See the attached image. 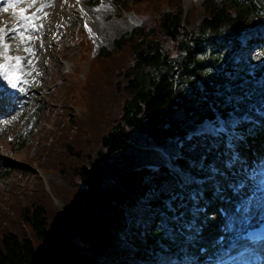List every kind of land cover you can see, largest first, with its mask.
<instances>
[{"label":"trees","instance_id":"1","mask_svg":"<svg viewBox=\"0 0 264 264\" xmlns=\"http://www.w3.org/2000/svg\"><path fill=\"white\" fill-rule=\"evenodd\" d=\"M116 2L140 22L97 53L85 27L66 26L59 50L71 65L45 90L48 124L33 143L23 140L24 163H3L0 264H159L163 246L179 248L169 218L194 193L172 165L188 172L197 161L194 172L207 173L212 147L236 144L219 113L260 99L246 84L262 82L263 71H237L229 56L243 32L264 24V0H204L188 10L180 0ZM32 165L57 178L46 188Z\"/></svg>","mask_w":264,"mask_h":264},{"label":"rangeland","instance_id":"2","mask_svg":"<svg viewBox=\"0 0 264 264\" xmlns=\"http://www.w3.org/2000/svg\"><path fill=\"white\" fill-rule=\"evenodd\" d=\"M203 2L204 0H180V4L185 10L193 6H200ZM14 4H16L15 7H9V5L3 4L0 0V29H5L2 43H7L12 49L9 52L10 56L25 57L31 62V66L24 67L19 75H26V82L32 84L31 89H33L34 94L30 95L31 97L24 95L19 100L17 104L22 106L23 111L20 115L12 114L9 124H6V121H9L8 119H0V187L5 191L9 186L10 179L3 175V171L5 170L3 163H24L23 158L26 157L27 150L22 144L23 140L33 143L37 139V131L43 125L48 124L44 119L43 113L40 111L43 105L45 90H50L53 84L54 72L59 66L66 69L65 67H70L71 65V61L63 58L59 50V38L66 26L70 25L72 28H75L76 25H81L85 27L89 38L94 41L93 53H97L101 47H111L114 39L130 32L134 25L140 22V18L136 13L121 10L116 0H99L97 2L95 0H45L41 5L48 6L43 7L39 12H37V9H40L41 5L37 3V0L34 4L32 0H24L22 3ZM29 5H31L30 8H28ZM6 7L9 9L7 12L4 11ZM21 9H27L29 14H36L38 16V19L34 21V24L38 27V31H32L31 29L25 31V37L31 36V40L24 39L23 42H21L18 32L10 31V29L18 25V12ZM111 21L113 22V30L110 28ZM40 25L43 26L40 27ZM21 31H24V29L21 28ZM245 33L248 34L245 35ZM13 36L15 39L10 38ZM247 36L256 41L248 44L245 38ZM240 39L243 41L242 48H239L238 51L232 49L229 56L232 58V62L237 63L236 70L251 72L261 69L264 73V24L260 23L256 28L243 32ZM10 40H13L15 43L13 44ZM26 48H30L31 52H25L24 49ZM78 51L79 48L73 47L70 52ZM246 85L248 86V84ZM247 86L246 92L252 93V89L256 86L257 90L255 92L260 93L258 95L260 99L248 103L245 110H243L244 119H251V122H255L257 128L251 127L254 128L253 132H250L248 129L240 139H236V147H226L225 145L218 149L220 153L218 158H216L217 161L215 160V162L208 166V174L200 177L195 175L194 171L196 167L201 166V163L197 161L194 162L196 167H193L188 173H184L185 183L192 185L194 188V194L189 195L188 202L185 204L188 206L186 212L187 221L189 220L188 223L193 225L194 230L185 231L183 224L187 221L181 220L179 222V217H171V221L176 226L175 229L179 230L181 236L180 240L176 243L179 250H175L174 247L169 245L163 246L164 250L157 255L161 259L162 264L201 263L204 256H206V252L204 253L205 255L199 254L200 242H208L214 236L216 228L221 225L217 222V217L215 216L216 205L219 202H215V205L210 207L209 196L216 189L220 191L225 190L224 193L228 194L229 187L227 186V182L232 184L231 173L235 170H247L249 173L256 175L264 169V156L259 158L258 147L255 146L257 144L251 142V140L256 139L264 142L262 139L264 138V134L261 132V128L264 127L263 119L261 118V115L264 114V80L252 85L251 88ZM0 87L8 89L11 94L20 88L22 89L19 83L13 89L3 77H0ZM28 92L27 89H22L23 94H27ZM231 98L238 100L239 95L233 94ZM220 115L223 116L224 114L219 113ZM244 119H240L243 124L245 123ZM8 141L12 143L18 142L14 145L17 149L10 148L12 144H9ZM254 146L256 147L255 149ZM30 168L34 174L43 180L46 188H48L46 183L49 179L57 178V175L52 173L41 172V169L35 165H32ZM7 169L9 170V167ZM32 183H35V180ZM224 193L223 195H225ZM223 195L221 197L224 198ZM205 215H207L206 221L208 225H204ZM179 223L180 227L177 226ZM66 241L67 239L65 238L57 243L55 250L61 253ZM77 250L80 251L82 249ZM231 253L224 252L223 255L219 252V255L225 257Z\"/></svg>","mask_w":264,"mask_h":264},{"label":"bare ground","instance_id":"3","mask_svg":"<svg viewBox=\"0 0 264 264\" xmlns=\"http://www.w3.org/2000/svg\"><path fill=\"white\" fill-rule=\"evenodd\" d=\"M44 1L45 0H37V3L41 5V3H44ZM1 2L6 5H11L16 3V0H1ZM30 6L31 5H29L28 8H30ZM110 25V28L113 30L112 21L110 22ZM22 75H20L21 79L18 83L19 85H21L23 90L27 89L29 92L27 94H23L21 88L19 90H16L14 96L9 98L13 101L15 99H22L24 95H26V97H31L30 95L34 94L33 89H31L32 84L30 82L25 83L24 81H26V75ZM3 108L4 106H0V115H9V112H4ZM261 118L263 119L262 122L264 123V114L261 115ZM261 132L264 134V127L261 128ZM251 142L256 144L260 143V145L258 146V154L259 158H262V156H264V142L257 139L251 140ZM231 174L233 180L230 179L232 181V184L230 183L228 187L229 192L232 188L236 189L234 195H231V192L225 194V190L220 191L217 189L211 196L208 195L210 198V207H213L215 205V202H219L224 205L226 210L228 211L225 219L222 217H219V219L217 218V222L221 225L214 231V236L208 242L203 241L200 244V246L205 244L212 251L210 255L204 258L202 264H264V261L261 262L257 259V256H262V254L261 252L257 251L258 249L256 247L252 248L251 250H245L240 254L233 252V248L235 246L234 244L241 238L240 233L244 225L257 223L259 221V218L264 216V169L262 172L257 173L256 175L249 173L247 170L240 169L233 171ZM223 193L225 194L224 198L221 197ZM237 202H241L244 205L243 212H241L240 214H236L234 211V207L236 206ZM230 206H232V209ZM251 234L252 233L250 232L244 236L248 237ZM212 244H214L213 249L210 247ZM220 251L232 253L224 257L223 255H219Z\"/></svg>","mask_w":264,"mask_h":264},{"label":"snow or ice","instance_id":"4","mask_svg":"<svg viewBox=\"0 0 264 264\" xmlns=\"http://www.w3.org/2000/svg\"><path fill=\"white\" fill-rule=\"evenodd\" d=\"M24 0H16V3H22ZM36 0H32L34 4ZM16 4H11L9 7H15ZM48 5H41L40 9H37V12L41 11L43 7ZM9 9L6 7L4 11L7 12ZM35 19H38L36 14H29L27 9L19 10V23L17 26L10 29L12 32H18L21 38V42L24 39L31 40V36L25 37V31L31 29L32 31H38V27L34 24ZM43 25H40L42 27ZM21 28L24 31H21ZM5 29H0V77H3L13 89L17 87L18 82L20 81V73L24 67H30L31 62L28 61L25 57L20 56H10L9 52L12 50L7 43H2L4 39ZM15 39V37H10ZM18 50V49H17ZM25 52L30 53L31 49H24ZM26 83V81H24Z\"/></svg>","mask_w":264,"mask_h":264}]
</instances>
